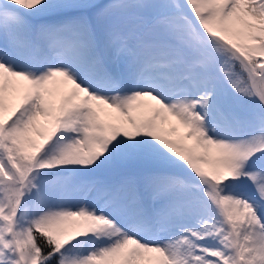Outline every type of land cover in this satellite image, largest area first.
I'll return each instance as SVG.
<instances>
[{"label": "rangeland", "instance_id": "1", "mask_svg": "<svg viewBox=\"0 0 264 264\" xmlns=\"http://www.w3.org/2000/svg\"><path fill=\"white\" fill-rule=\"evenodd\" d=\"M102 1L31 0L29 8L32 14L38 19V25L46 29L41 39L46 42L48 53L46 58L39 60L46 62L42 68L43 72L30 75L33 70L30 63L38 53L35 49L37 45L31 40V22L37 19L26 17L19 10V0H0V74L5 66L12 69L15 65V68H26L29 65L26 72L30 75L29 79L23 81L21 97L12 111L0 112V124L4 119L11 118L19 125L22 138L17 144V155L25 158L29 169L30 163L35 160L36 152L51 135H58L65 140V147L71 153L69 159L75 168L73 178L67 184L64 181L66 189L69 190L68 194L62 188L57 189L58 184L42 182L39 187L42 192L37 190V193H27L31 203L27 205L26 211L27 207H20L18 199V193L22 192L20 183L25 180V172L16 164L17 160L10 156L12 153L3 149L4 145L0 139V264H37L38 249L35 247L30 226L53 240L59 264H105V256L109 264H133L132 258L126 254L117 259L105 254V246L117 243L119 239H114L117 236L111 237L110 233H99L96 227L93 238L87 235V238L75 243L71 236L68 238L66 221L72 209H80L79 213L84 218L81 222L83 229H90L87 224L88 212L99 214V217L108 215L114 219L137 217L141 224L134 230L131 238L140 236L134 241L141 245V249L155 246L158 256L156 264H238L235 258H229L227 261L225 258L216 259L211 255H214L213 251L217 246L224 243L227 247L228 242L235 238L230 216H264V210L261 215L257 212L255 214L253 210L254 206L264 209V118L258 115L249 116L247 111L239 114L232 109L228 101L234 97L226 92L229 89L219 76L216 63L205 52L196 53V67L191 70L186 67L185 72L182 70L188 51L194 48L198 41L196 34L192 33L187 39L176 40L170 23L166 22L162 26L165 35L160 39L152 36L151 30L147 34H141L148 17L155 15L156 18L173 9L175 12L182 9L179 0H148L146 6L142 7L122 6L115 23L105 33L107 44L100 47L96 46L93 33L85 26L83 19L87 8ZM110 1L112 0L108 3ZM194 1L196 10L204 13L209 5L213 7L216 4L218 7L224 0H215L208 4L204 0ZM22 2L26 3L25 0ZM232 9L236 25L227 26L226 30L229 32L225 41L243 51L247 61L253 59L255 70L259 71L264 63V0H233ZM226 10L228 12L227 8ZM212 20L205 24L214 32L217 31L216 33L222 31L225 21L223 17L218 22ZM181 23L197 26L186 16ZM203 38L200 45L204 47L210 36L205 34ZM68 53L69 55L65 56ZM113 57L119 60L116 65L119 71L115 68L112 74L104 65L106 62L113 64ZM56 62L59 63L55 64ZM141 63L143 67L137 70ZM137 71L141 76L138 81L134 80ZM3 74L6 76V73ZM86 78L95 79L94 84L90 83L93 87L100 80L114 84V90L104 92L97 88H93L92 92L89 86L85 87L92 94L86 100L91 101L92 105L96 103L107 109V117L98 120L99 122L90 114L75 117L76 108L68 107L72 96L78 94L76 88ZM49 80L54 81L51 108L56 109L58 113L51 120L54 123L51 129L43 133L39 129L36 113L41 101L38 83H46ZM73 81L76 82L75 86H72ZM177 83L183 85L176 93H182L185 97L182 107L179 103L166 105L168 97L165 99L164 91L156 93L158 102L165 103L162 104L163 107L158 105H161L162 112L166 113V121H169L171 116L180 122V118L173 114L176 113L186 118L188 127L185 128L186 132H179L181 130L173 127L177 133L170 137L171 139L162 141L159 138L161 132L158 135L156 127L152 129V123L147 122V116L150 114L146 113H152V109L138 102L135 98L137 94L125 97L120 93L113 94L116 91L132 92L131 85L144 89H155L158 85H164L169 89ZM32 87L34 89L30 96L26 91ZM195 95L199 97V101L205 100V106H201L203 103L196 105ZM94 98H99L101 103ZM122 114L130 118L127 127L120 119ZM191 124L196 126L195 132L191 131ZM221 125L228 126L232 134L236 132L231 139L236 136L243 137L240 142L242 151H233L231 157H227V151L222 148L225 140L219 139L214 133L215 127ZM122 127L128 129L129 135ZM236 130L246 135H240ZM111 144L116 146V160L119 163L124 160L129 162L135 155H139L141 149L146 154L141 158L142 166L139 170L126 173L125 177L119 179L121 183L116 185H108L105 182L106 175L110 172L107 170L113 168L108 161L112 152ZM194 145L200 151H212L210 156L195 158ZM149 163H152V166L147 168ZM222 164L224 166H221ZM212 169L217 170L219 177L211 172ZM222 170L228 171L232 181H246L251 186L248 188L247 185L242 190L237 189L234 183L233 187L230 184L223 185V195L219 196L218 203L211 194L202 193L198 188L192 191L180 188L183 186V174H199L211 185L214 178H223L220 172ZM142 176L149 182L148 190L155 193L148 207H145V202L148 201L146 189L141 192L136 189L137 178ZM114 185L117 187L116 193L110 195L109 190ZM152 207L157 210L162 225H165L163 235H166V241L172 244L169 248L150 241L152 236L149 231L148 212ZM94 221H91L92 225H95ZM255 224H249L243 234L250 243L248 250L251 251L247 255L249 258L246 264H264V231H260ZM3 259L8 262H3Z\"/></svg>", "mask_w": 264, "mask_h": 264}, {"label": "bare ground", "instance_id": "2", "mask_svg": "<svg viewBox=\"0 0 264 264\" xmlns=\"http://www.w3.org/2000/svg\"><path fill=\"white\" fill-rule=\"evenodd\" d=\"M204 1L206 4H208L211 1L214 2L215 0H204ZM232 6H229V5L227 6L228 12L224 18L225 21H223V29H222V31H220L218 33V37L220 38L219 40H221V41H225V39L227 37V32H229L226 30L227 26L228 25H231V26L236 25V18H234L232 16V11H233ZM64 50L65 49H63V51ZM67 55H69V53L65 54V56H67ZM3 68H6V66ZM7 68H8V66H7ZM2 71H4V73H7V77L1 72V74H0V98H2V99L0 101V112L2 110H8V112H11L12 109L14 108V106L17 104L16 102L21 97V91L23 89L22 86L24 84L23 81H24V79H26V72H24V68L21 66H20V68H15L13 66L12 69H10V72H8L5 69ZM47 78H50V77L47 76ZM50 80H49V82H46V83H45V81L42 82V84L40 83L41 85L38 83L39 90L41 91V101H40L39 108H38L36 113H37V121H38L39 129L42 130L43 133H45L46 130L49 131V128L51 129V126H53L51 120H53V118H55L54 112H53L54 109L51 108L52 105L50 102V100L53 99L52 94H53V88H54V85H53L54 81L51 82ZM92 81H93V79H90V80L87 79L86 81L83 82L82 86L87 87L86 84H89ZM158 86L159 87H156L155 89H154V87H147L145 90L143 89L144 93L142 95H139L138 98H140V101H142L144 103L145 107H148L149 109H152V111H155L156 113H158V114H155V112H154L152 114L151 112H149L150 117L152 115V117L154 118L151 128L154 129L156 127V132H157V130L159 132L158 135L161 132V135L159 136V138H161V141H162V139L167 140L170 137H173V135H175V133H177L176 132L177 130L174 132V128H173V126H171V124H174L173 122H171L173 117L170 116L169 121H166L164 119V115H166V113H162V110L160 107L163 103L161 104V102H158V98L156 96L157 92L164 91L165 93L163 95H166L167 93L171 92L173 89H171V88L167 89L166 86H164V85H158ZM175 87L177 88V86H175ZM32 89H34V87L29 88L26 91L27 94H30V96L33 92ZM82 90H85L86 92H88L85 88H82ZM82 90L77 91L79 94L72 96V100H70L68 107L72 108V109L76 108L77 113L75 110H74V112L77 115L78 114H83V115L90 114L97 121L102 120V119L104 120V118L107 117L105 114L107 112L106 111L107 109L105 110V108H103L102 106H100L99 104H96V103H95V105H92V104L89 105V104H87V102H85V100L83 101L82 99H81V102H79L78 95H83ZM34 95H36V94H34ZM194 98L196 99V101H195L196 105H198V103H203L201 106H205L204 103H206V102L204 99L199 101V97H197V95H195ZM96 99L98 100V98H96ZM98 101L100 103V100H98ZM161 101H162V98H161ZM184 101H185V97L183 94H181V93L178 95L174 94V96L172 98L167 99L166 105L169 106L170 103H176V104L179 103L180 104L179 106L182 107L181 104L185 103ZM158 104H161V105H158ZM163 105H162V107H163ZM170 105L172 106V104H170ZM183 106H185V105H183ZM170 109H171V107H170ZM109 110H111V109H109ZM173 114L178 116L181 120L179 122V125H176V123H175L174 126H177L178 131L181 130L179 132H182V131L186 132L185 128L188 127V126H186V123L188 122V121H186V118L179 116L176 113H173ZM110 117H111V115H110ZM120 119L123 121V123H125L126 127L129 125L128 120H130V118H128L127 115H125V114H122V116L120 115ZM120 119H119V121H120ZM54 122H55V120H54ZM123 129H126V128H123ZM127 131H128V129H126V132ZM214 133H216L219 136V139L225 140L226 143L224 145H222V148L225 151H227V157H231L230 154L232 155L233 151L234 152H236V150L238 152L242 151V149H240V142L242 141L243 137H241V138L240 137H233V139H231V137L234 135L232 133H230V130H228V126H223V125H221L219 127L216 126L214 129ZM127 134H128V132H127ZM179 135H180V133H179ZM182 137H183V135H182ZM172 139H174V138H172ZM229 139H231V140H229ZM179 141H180V139H179ZM222 148H219V149L223 150ZM201 154L202 153H200L199 148H196V146H194V157H198V156L201 157ZM223 154L226 155L225 153H223ZM219 155H220V151H219ZM253 210H254L255 214L257 212V213H259V215H261L264 209L260 208L259 206H254ZM94 217H95L94 220H96V221L93 220L95 222L94 223L95 225H92L91 224L92 220H89V223H87V224L90 226V229H88V227H85L83 229L81 227V222L83 221L82 215L79 213V211L77 209H72L70 211V213L68 215V219L66 221V233H67L68 238L70 236L73 237L77 234L78 235L89 234L90 237H93L94 234H92V233L95 231V227H98L100 230H103V229L107 230V228H106L107 226H109V227L113 226V227H115L114 231L116 233H119L121 235L124 234V236L121 240L119 239V241L117 243L114 242V243H110L109 244L110 246H105V249H104L105 254L110 255L111 257L112 256L115 257L114 259L125 256V254H126L128 257H130V259L132 258L133 264H156L157 263L158 256H157L155 246H154V248L153 247L152 248H149V247L146 248L145 247V248L141 249V245L138 242L134 241V239L136 237L134 236L135 238L134 237L131 238L130 235H127V232H126L127 227L123 226L119 222H114L113 217H109L108 215H100V218L98 216H94ZM230 217H231L230 221H231L232 229H233V237H235V238H234V240H231V242H228L227 247L224 246V243L217 246L216 250L213 251L214 255H211V256L215 257L216 259L225 258V259H227V261L229 258H231L233 260L235 258L236 263L246 264L247 260L249 258L247 255H249V253L251 251L248 250V245L250 243H248V241L246 240L247 238L243 237V234L247 230V228L249 227L248 225L251 223L255 224V222H256V226H258L260 228V231H262V230L264 231V216H255V217L254 216H239V214H238L237 216L235 215L234 217H232V216H230ZM237 223H239V225ZM2 233H5V232H2ZM170 245L172 246V244H170ZM149 246L151 247V245H149ZM124 250H126L125 253H124ZM176 255H178V254H176ZM3 262H8V261H7V259H3ZM103 262L105 264H109L108 263L109 261H106V256H105V259ZM158 262H159V260H158ZM221 262H223V261L221 260ZM221 264H223V263H221Z\"/></svg>", "mask_w": 264, "mask_h": 264}, {"label": "trees", "instance_id": "3", "mask_svg": "<svg viewBox=\"0 0 264 264\" xmlns=\"http://www.w3.org/2000/svg\"><path fill=\"white\" fill-rule=\"evenodd\" d=\"M123 2L125 1L116 2L113 4V9L115 12L121 9V4ZM138 2V0H129L128 4L131 7L136 5L135 3ZM96 17L99 22L104 19L102 12H98ZM93 22H96L95 19H93ZM208 46L212 47H208V50L213 52V58L220 67L219 71L225 77L226 82L230 83V92L232 93V96L236 98L235 102L238 103L239 106H244L248 112H253V110L258 109L260 114L263 113L259 108L258 102L256 101L257 99L249 91V84L247 81L248 78L246 73L241 70L242 68L240 64L233 60L229 52L225 51V48L222 45L210 40ZM248 62L250 63L252 70L255 71L256 68L254 67L253 59L251 60L250 58L247 63ZM258 81V91H260L264 97V74L261 75ZM8 122L10 121L3 122V130L0 133L1 141L3 142L2 145H4L3 149L9 153H12L11 155L8 153V155H10L13 160L16 159V164L20 166V169L23 170V172H25L23 173L25 175V186H27L31 180L36 182L43 178L46 179L47 177L53 178L54 175L57 176V173L62 171L64 167H67V162L70 160V155L64 151L65 149L59 140L56 141L55 139L51 138L46 140L44 146H42L41 149L36 152L35 160L30 163L31 169H29L28 162L26 163L24 160L25 158L22 155H17V152H19V150H17V144L21 142V139L15 133V129L12 127V125L10 123L8 124ZM112 165L113 168L110 170L113 171V173L111 172L110 179L111 177H120V175H125L129 171L127 168H125V173H123L124 171H120L121 167L117 168L116 165ZM110 170L108 169L107 171ZM30 227H32L31 233L35 240V247L38 249L37 264H59V258L56 256L57 251H55L56 246L53 245V240H50L49 237L44 233L42 234L41 232H38L37 228L33 226Z\"/></svg>", "mask_w": 264, "mask_h": 264}, {"label": "water", "instance_id": "4", "mask_svg": "<svg viewBox=\"0 0 264 264\" xmlns=\"http://www.w3.org/2000/svg\"><path fill=\"white\" fill-rule=\"evenodd\" d=\"M251 79H252V77H251ZM251 79H250V81H251ZM252 82V81H251ZM253 88H254V86H253Z\"/></svg>", "mask_w": 264, "mask_h": 264}]
</instances>
